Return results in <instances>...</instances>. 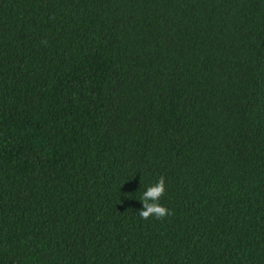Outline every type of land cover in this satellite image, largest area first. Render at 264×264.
Wrapping results in <instances>:
<instances>
[{
	"label": "trees",
	"instance_id": "16d2710c",
	"mask_svg": "<svg viewBox=\"0 0 264 264\" xmlns=\"http://www.w3.org/2000/svg\"><path fill=\"white\" fill-rule=\"evenodd\" d=\"M0 264H264V0H0Z\"/></svg>",
	"mask_w": 264,
	"mask_h": 264
},
{
	"label": "clouds",
	"instance_id": "9594fccd",
	"mask_svg": "<svg viewBox=\"0 0 264 264\" xmlns=\"http://www.w3.org/2000/svg\"><path fill=\"white\" fill-rule=\"evenodd\" d=\"M165 190V178L161 176L154 184L145 188L140 198L142 208L138 211L142 219H147L150 215L156 219H161L171 215V210L159 204L157 201Z\"/></svg>",
	"mask_w": 264,
	"mask_h": 264
}]
</instances>
